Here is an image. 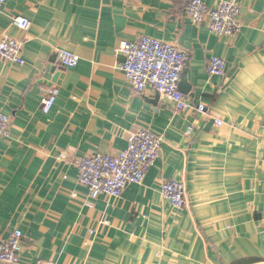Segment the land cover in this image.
I'll use <instances>...</instances> for the list:
<instances>
[{
    "label": "crops",
    "instance_id": "0c3cea01",
    "mask_svg": "<svg viewBox=\"0 0 264 264\" xmlns=\"http://www.w3.org/2000/svg\"><path fill=\"white\" fill-rule=\"evenodd\" d=\"M203 1L238 3V36L214 35L175 0H8L0 11V39L17 41L23 60L0 56V114L12 118L0 141V238L22 232L19 264H264V0ZM142 36L189 54L181 92L206 114L134 90L118 50ZM60 50L78 66L63 67ZM211 57L226 62L223 76L208 74ZM51 88L60 97L44 113ZM141 129L163 139L144 183L93 199L75 161L117 154ZM173 179L181 210L162 194Z\"/></svg>",
    "mask_w": 264,
    "mask_h": 264
},
{
    "label": "built area",
    "instance_id": "2783aa9c",
    "mask_svg": "<svg viewBox=\"0 0 264 264\" xmlns=\"http://www.w3.org/2000/svg\"><path fill=\"white\" fill-rule=\"evenodd\" d=\"M8 0H0V11ZM131 1V0H125ZM185 3L187 16L195 23H208L211 33L217 36L236 37L241 32L240 6L238 3L221 2L217 7H209L203 0H175ZM14 25L28 30L30 21L16 17ZM20 44L13 38L0 39V56L23 64L19 55ZM118 52L124 57L121 70L134 90L142 93L147 88L154 90L160 97L173 104L178 112L187 110L207 113V107H194L181 92L182 73L189 61V54L175 45L148 36L140 37L134 43H122ZM59 62L66 69L75 68L80 57L66 50L59 51ZM227 64L219 57H211L207 72L210 76H223ZM60 97L58 88H51L43 101V112L49 113ZM223 122L215 120L216 126ZM12 118L0 114V141L11 133ZM191 131H189L190 134ZM163 139L147 129H141L130 139L128 147L114 155L97 153L80 156L74 165L78 170L79 183L85 187L93 199L105 195L110 198L122 197L127 185L144 183L148 170L160 157ZM162 194L175 209L185 207L183 182L173 179L161 186ZM24 250L23 234L13 231L7 238H0V264H19Z\"/></svg>",
    "mask_w": 264,
    "mask_h": 264
},
{
    "label": "water",
    "instance_id": "95a60500",
    "mask_svg": "<svg viewBox=\"0 0 264 264\" xmlns=\"http://www.w3.org/2000/svg\"><path fill=\"white\" fill-rule=\"evenodd\" d=\"M182 79H183V76L181 78V81H183ZM181 86H183V83L180 82V88H181Z\"/></svg>",
    "mask_w": 264,
    "mask_h": 264
}]
</instances>
